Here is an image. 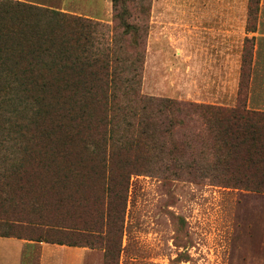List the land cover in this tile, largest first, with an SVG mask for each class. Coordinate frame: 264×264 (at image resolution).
Here are the masks:
<instances>
[{
	"label": "trees",
	"instance_id": "1",
	"mask_svg": "<svg viewBox=\"0 0 264 264\" xmlns=\"http://www.w3.org/2000/svg\"><path fill=\"white\" fill-rule=\"evenodd\" d=\"M259 3L250 0V21ZM102 29L90 19L0 0V237L86 247L81 240L98 223L76 140L102 156L97 168L115 198L105 210L119 238L133 175L264 193V112L248 108L245 84L254 38L245 40L239 102L228 107L128 98L135 89L126 79L134 78L117 71L110 48L97 46Z\"/></svg>",
	"mask_w": 264,
	"mask_h": 264
},
{
	"label": "rangeland",
	"instance_id": "2",
	"mask_svg": "<svg viewBox=\"0 0 264 264\" xmlns=\"http://www.w3.org/2000/svg\"><path fill=\"white\" fill-rule=\"evenodd\" d=\"M20 1L104 25L94 40L111 49L117 71L134 78L126 79L135 89L128 98L137 94L235 107L245 40L254 38L248 46L253 52L245 81L248 108L255 110L251 99H264V0L252 21L250 0ZM112 90L106 89V95ZM75 145L87 158L83 176L90 178L92 189L86 197L98 223L81 240L88 243L80 247L81 264H264V193L208 179L133 175L119 238L105 210L115 198L106 188V171L97 168L102 156L91 147L85 150L84 142ZM17 232L37 238L29 230ZM72 259L58 262L70 264Z\"/></svg>",
	"mask_w": 264,
	"mask_h": 264
},
{
	"label": "crops",
	"instance_id": "3",
	"mask_svg": "<svg viewBox=\"0 0 264 264\" xmlns=\"http://www.w3.org/2000/svg\"><path fill=\"white\" fill-rule=\"evenodd\" d=\"M250 106L264 112V99L253 98ZM83 250L80 247L0 237V264H49L47 259L52 260H49L51 264H64V261L58 260L66 257H73L70 264H81Z\"/></svg>",
	"mask_w": 264,
	"mask_h": 264
}]
</instances>
